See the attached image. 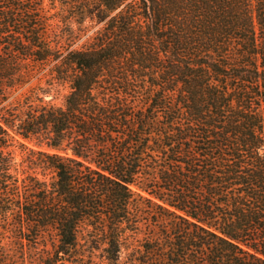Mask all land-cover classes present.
<instances>
[{"label":"trees","instance_id":"1","mask_svg":"<svg viewBox=\"0 0 264 264\" xmlns=\"http://www.w3.org/2000/svg\"><path fill=\"white\" fill-rule=\"evenodd\" d=\"M0 264H264V0H0Z\"/></svg>","mask_w":264,"mask_h":264},{"label":"rangeland","instance_id":"2","mask_svg":"<svg viewBox=\"0 0 264 264\" xmlns=\"http://www.w3.org/2000/svg\"><path fill=\"white\" fill-rule=\"evenodd\" d=\"M69 89L65 88L60 96H58L55 100L57 104H62L64 102V96L68 94ZM50 99V98H49Z\"/></svg>","mask_w":264,"mask_h":264}]
</instances>
